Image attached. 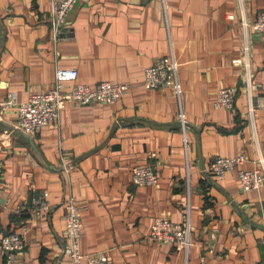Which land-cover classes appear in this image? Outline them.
<instances>
[{"label":"crops","instance_id":"0c3cea01","mask_svg":"<svg viewBox=\"0 0 264 264\" xmlns=\"http://www.w3.org/2000/svg\"><path fill=\"white\" fill-rule=\"evenodd\" d=\"M263 9L264 0H76L52 41L50 0H0V240L29 226L15 264H73L63 250L69 196L84 207L80 252L104 251L107 264H264V185L244 192L235 171L206 170L216 155L244 153L246 168L264 172V43L251 27ZM170 43L180 98L143 84ZM57 66L75 67L91 88L132 86L111 104H66L29 140L4 103L52 87ZM247 73L258 89L247 88ZM230 86L233 108L215 107L216 91ZM146 163L158 186L131 183L132 168ZM43 190L50 208L31 217L30 199ZM163 216L189 217L187 258L149 238Z\"/></svg>","mask_w":264,"mask_h":264},{"label":"built area","instance_id":"2783aa9c","mask_svg":"<svg viewBox=\"0 0 264 264\" xmlns=\"http://www.w3.org/2000/svg\"><path fill=\"white\" fill-rule=\"evenodd\" d=\"M75 2L76 0H50L49 38L52 41H58L62 38L65 17ZM251 27L258 33L259 38L264 43V9L258 12L252 20ZM233 63L241 64V57L234 59ZM180 65V61L175 57L173 45L170 43L169 52L159 55L154 63L144 69V86L159 91H169L176 98H180L183 91L181 78L179 77ZM247 75V88L250 91L258 89L260 84L254 83L251 76L248 73ZM77 78L78 71L75 67L57 66L54 71V84L49 89L37 91L21 102H17L14 96L10 94L4 105L14 108L16 114L15 127L23 134L35 137L42 126L55 123L58 120L59 112L66 104L87 105L93 101L111 104L122 98L132 86L128 81L124 83L104 81L91 88L78 81ZM67 84H71V86L67 88ZM236 91L237 89L234 86L220 87L216 91V99L213 105L231 110L237 94ZM249 110L253 111V105L249 106ZM178 112V120L184 130L185 113L181 109ZM183 143L186 147L185 134ZM246 160L244 153L232 157L215 156L206 170L213 175L215 174L218 178L235 171L236 179L239 181L242 191L249 192L250 190L259 189L264 185V172L258 168H246ZM158 178V172L151 163H146L144 166H135L131 170L130 181L134 185L158 186ZM48 195L49 191L43 190L31 197V217L38 216L50 208L47 201ZM63 203V229L64 236L68 240L63 249L65 254L72 259L73 264H107L109 261L108 254L104 251L89 254L80 252L81 215L84 207L81 206L75 196L67 197ZM28 232L29 226L23 223L17 231L2 236L0 251L3 264L16 263L17 253L25 248V237ZM149 235L151 240L164 242L168 245L174 244L177 250L185 253L186 258L193 246L189 217L180 223L173 222L165 216L155 217L150 225ZM83 259L85 260L84 263L82 262ZM201 264H206L204 258H202Z\"/></svg>","mask_w":264,"mask_h":264},{"label":"trees","instance_id":"16d2710c","mask_svg":"<svg viewBox=\"0 0 264 264\" xmlns=\"http://www.w3.org/2000/svg\"><path fill=\"white\" fill-rule=\"evenodd\" d=\"M235 117H236V116H235ZM237 119H238V118H237ZM216 156H218V155H216ZM213 159H214V158H213ZM213 159H212V160H213ZM212 160H211V161H212ZM211 161H210V162H211ZM210 162H209V163H210ZM209 163H208V166H209ZM206 169H207V168H206ZM30 203H31V199H30ZM30 206H31V204H30ZM22 218H23V217H21V219H22ZM14 221H15V220H14ZM17 222H19V221H17ZM21 224H23V223H20L19 225H21ZM9 233H10V232H5L3 235L9 234Z\"/></svg>","mask_w":264,"mask_h":264},{"label":"water","instance_id":"95a60500","mask_svg":"<svg viewBox=\"0 0 264 264\" xmlns=\"http://www.w3.org/2000/svg\"><path fill=\"white\" fill-rule=\"evenodd\" d=\"M15 130L19 133V134H22V135H24L27 139H29V140H31L32 138L31 137H29V136H27V135H25V134H23L21 131H19L16 127H15Z\"/></svg>","mask_w":264,"mask_h":264}]
</instances>
